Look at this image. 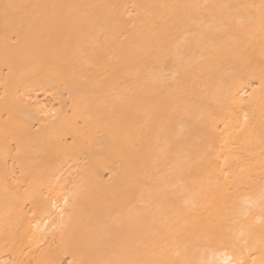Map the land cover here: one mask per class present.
<instances>
[{"label": "bare ground", "instance_id": "1", "mask_svg": "<svg viewBox=\"0 0 264 264\" xmlns=\"http://www.w3.org/2000/svg\"><path fill=\"white\" fill-rule=\"evenodd\" d=\"M0 264H264V0H0Z\"/></svg>", "mask_w": 264, "mask_h": 264}]
</instances>
